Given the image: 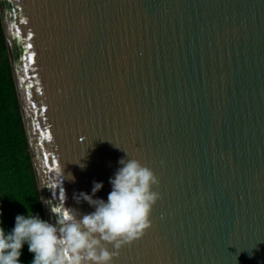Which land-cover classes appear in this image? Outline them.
<instances>
[{
    "label": "water",
    "instance_id": "95a60500",
    "mask_svg": "<svg viewBox=\"0 0 264 264\" xmlns=\"http://www.w3.org/2000/svg\"><path fill=\"white\" fill-rule=\"evenodd\" d=\"M0 17L46 221L93 212L74 194L94 181L107 201L127 152L161 198L114 264H264V0H0Z\"/></svg>",
    "mask_w": 264,
    "mask_h": 264
},
{
    "label": "clouds",
    "instance_id": "9594fccd",
    "mask_svg": "<svg viewBox=\"0 0 264 264\" xmlns=\"http://www.w3.org/2000/svg\"><path fill=\"white\" fill-rule=\"evenodd\" d=\"M125 153L127 158L119 160L121 167L109 180L112 190L107 201L93 198L102 189L101 182H93L92 195L74 194L77 203L86 201L93 212L52 210L56 215L52 224L24 204L27 215H17L10 232L0 227V264H21L25 243L34 254L31 264H114L122 248L141 239L152 227L150 215L161 198L159 191L153 190L159 187V178ZM67 178L75 179L71 173Z\"/></svg>",
    "mask_w": 264,
    "mask_h": 264
},
{
    "label": "trees",
    "instance_id": "16d2710c",
    "mask_svg": "<svg viewBox=\"0 0 264 264\" xmlns=\"http://www.w3.org/2000/svg\"><path fill=\"white\" fill-rule=\"evenodd\" d=\"M0 17V227L10 232L31 208L45 220ZM25 243L21 264H31Z\"/></svg>",
    "mask_w": 264,
    "mask_h": 264
},
{
    "label": "snow or ice",
    "instance_id": "6c2138e0",
    "mask_svg": "<svg viewBox=\"0 0 264 264\" xmlns=\"http://www.w3.org/2000/svg\"><path fill=\"white\" fill-rule=\"evenodd\" d=\"M28 47H31V45H28ZM48 139H51V137L49 136ZM45 159H48V157H45Z\"/></svg>",
    "mask_w": 264,
    "mask_h": 264
}]
</instances>
